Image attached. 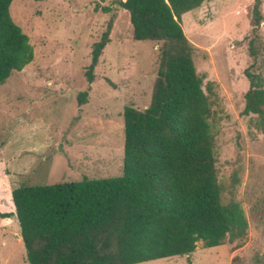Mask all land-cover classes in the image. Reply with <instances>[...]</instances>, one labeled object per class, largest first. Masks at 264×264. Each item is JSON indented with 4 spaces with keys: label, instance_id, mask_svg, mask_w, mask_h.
I'll list each match as a JSON object with an SVG mask.
<instances>
[{
    "label": "rangeland",
    "instance_id": "374dc122",
    "mask_svg": "<svg viewBox=\"0 0 264 264\" xmlns=\"http://www.w3.org/2000/svg\"><path fill=\"white\" fill-rule=\"evenodd\" d=\"M124 1V0H122ZM254 0H205L181 16L193 63L212 83L216 170L222 202H236L246 236L213 248L139 264H264V124L243 114L251 60ZM110 11L103 13L102 8ZM263 22L259 29L264 46ZM9 13L28 36L33 61L0 87V264H28L11 191L121 175L126 106L145 109L156 78V45L136 41L117 0H12ZM112 21L109 43L87 82L93 44ZM264 58V49H263ZM87 92L86 102L77 96ZM4 186L3 189H1Z\"/></svg>",
    "mask_w": 264,
    "mask_h": 264
},
{
    "label": "trees",
    "instance_id": "16d2710c",
    "mask_svg": "<svg viewBox=\"0 0 264 264\" xmlns=\"http://www.w3.org/2000/svg\"><path fill=\"white\" fill-rule=\"evenodd\" d=\"M204 1L117 0L129 15L134 40L157 47L150 102L143 110L123 109L121 175L20 185L11 191L28 264H139L187 256L199 241L213 248L246 236L239 204L222 202L215 167L214 91L196 72L195 48L180 23L183 14ZM11 2L0 0V87L34 58L28 36L10 16ZM250 16L243 114L256 115L264 124L260 0H254ZM111 28L109 21L93 44L85 71L88 83ZM86 98V91L79 93L78 104Z\"/></svg>",
    "mask_w": 264,
    "mask_h": 264
},
{
    "label": "crops",
    "instance_id": "0c3cea01",
    "mask_svg": "<svg viewBox=\"0 0 264 264\" xmlns=\"http://www.w3.org/2000/svg\"><path fill=\"white\" fill-rule=\"evenodd\" d=\"M3 188H4V186L1 189H3ZM0 214H2V213L0 212ZM19 239L21 240L20 235H19Z\"/></svg>",
    "mask_w": 264,
    "mask_h": 264
}]
</instances>
